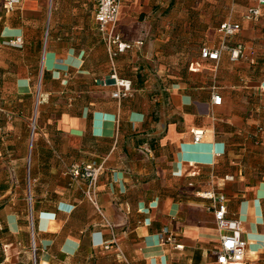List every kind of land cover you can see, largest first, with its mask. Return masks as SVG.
Segmentation results:
<instances>
[{"label":"crops","instance_id":"crops-1","mask_svg":"<svg viewBox=\"0 0 264 264\" xmlns=\"http://www.w3.org/2000/svg\"><path fill=\"white\" fill-rule=\"evenodd\" d=\"M194 2L200 50L218 47V26L232 21L240 31L228 45H241L240 57L205 60L195 45V57L175 65L169 0H122L116 30L134 46L114 58L117 77L131 85L117 100L93 2L26 0L5 13L0 0V95L29 103L20 115H32L36 130L31 203L25 210L12 199L0 210V264H123L112 234L129 264H214L220 232L206 192L226 197L246 263L264 264V7L249 18L257 0ZM17 37L21 47L7 46ZM171 66L182 70L173 76ZM15 159L26 162L20 152ZM89 165L101 167L96 205L71 175ZM164 228L174 243L160 242Z\"/></svg>","mask_w":264,"mask_h":264},{"label":"built area","instance_id":"built-area-1","mask_svg":"<svg viewBox=\"0 0 264 264\" xmlns=\"http://www.w3.org/2000/svg\"><path fill=\"white\" fill-rule=\"evenodd\" d=\"M26 0H3L2 9L5 13H10L19 8ZM95 5V21L98 30L105 41L109 60L111 63V74L109 79L113 82L115 91L112 93L114 99L120 100L131 92V85L128 81L120 80L114 70V58L132 49L134 43L128 42L117 32L116 24L118 21L119 11L122 0H90ZM264 7V0H257V7L248 11L249 18H257L260 16V9ZM240 31V25L232 21H224L218 26V32L221 35V41L218 47L202 48L200 55L202 59L218 62L223 52H228L231 60H237L241 55L242 46L236 45L231 47L228 45V39ZM7 46L21 47L22 39L15 38L7 43ZM211 102L215 106L221 105L222 99L219 95L213 94ZM203 131L193 132V141L200 142L203 137ZM100 166H84L74 167L71 169L73 179L83 180L86 184L84 189L85 197L96 205V183ZM205 199L211 200L213 204V215L217 230L220 232V249L216 252L214 264H247L245 259L246 243L240 237V223L236 219L226 217V197L222 194L206 192L202 194ZM159 239L162 244L174 243L172 234L164 228L159 233ZM112 244L115 245L119 252L123 264H129L123 253L117 246V240L112 234ZM180 248L179 245L175 246ZM105 250L110 248V244L103 245ZM32 251L35 253L34 246Z\"/></svg>","mask_w":264,"mask_h":264},{"label":"rangeland","instance_id":"rangeland-1","mask_svg":"<svg viewBox=\"0 0 264 264\" xmlns=\"http://www.w3.org/2000/svg\"><path fill=\"white\" fill-rule=\"evenodd\" d=\"M237 1V0H235ZM194 0H169V6L164 11V15L170 19V27L174 29L169 37L171 45L168 54L171 63H178L179 57L185 62L195 57V45L198 46L197 51H200V41L203 36H199L193 32V28L199 26L197 21V10L194 6ZM4 12L0 8V18ZM181 28L180 32L176 29ZM185 33V35H183ZM157 40L159 45H162V40L166 37L154 36L152 41ZM144 45L152 42L151 37L144 39ZM182 42L186 45L187 50L178 55L176 45ZM165 57V53H164ZM159 71L157 67L154 71ZM170 74L175 76L182 70L180 67H172L169 69ZM1 92V89H0ZM10 99L3 98L0 95V210L8 204L9 201L14 199L16 205H20L27 210L31 203V189L32 181L30 174L29 161L31 157V144L34 140V133L36 130L33 128L32 115L29 120H24L20 112L29 106L24 100H20L12 96V94H4ZM26 125V128H25ZM28 126V127H27ZM29 144V146H28ZM24 154L23 165H19L15 158L18 154ZM4 196V198H1ZM32 229H30V232ZM6 235L4 227L0 223V257L3 255L2 240ZM33 243L29 244V249H32ZM30 254L29 263L32 262V252Z\"/></svg>","mask_w":264,"mask_h":264}]
</instances>
